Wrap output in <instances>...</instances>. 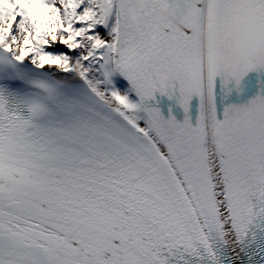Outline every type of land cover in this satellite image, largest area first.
<instances>
[{"label":"snow or ice","instance_id":"obj_1","mask_svg":"<svg viewBox=\"0 0 264 264\" xmlns=\"http://www.w3.org/2000/svg\"><path fill=\"white\" fill-rule=\"evenodd\" d=\"M0 264H264V0H0Z\"/></svg>","mask_w":264,"mask_h":264}]
</instances>
